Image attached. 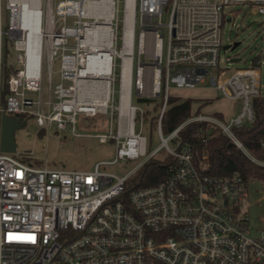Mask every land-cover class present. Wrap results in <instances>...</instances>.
I'll return each mask as SVG.
<instances>
[{"label":"built area","instance_id":"built-area-1","mask_svg":"<svg viewBox=\"0 0 264 264\" xmlns=\"http://www.w3.org/2000/svg\"><path fill=\"white\" fill-rule=\"evenodd\" d=\"M80 1L39 0L38 63L31 70L29 31L17 27L20 13L10 0H5L8 24L3 28L0 0V124L2 114L19 121L30 115L41 128L55 125L62 131L70 125L75 132L77 115H106L108 104L113 105L112 85L118 60L115 125L111 123L108 133L96 138L102 144L114 141L116 158L111 163L144 160L120 178L99 171V165L91 171L73 172L33 167L0 151V264H264V209L259 239L248 236L245 219L238 215L241 202L248 197L249 184H264V180H245L237 173L210 176L195 164L188 149L181 148L179 138L187 123L213 124L252 164L264 169V161L251 155L233 134V129L255 120L253 101L264 97L260 71L254 63L245 69H219V55L223 51L220 28L224 21L231 20H226L229 8L245 6L264 17V0H111V20L102 25L109 27L112 35L109 99L104 112L94 115L86 111L89 107L85 104L76 108L71 91L90 58V49L81 43L86 39L85 31L95 22L74 10L72 3ZM120 2L121 25L117 19ZM165 9L168 21L162 24L160 18ZM70 19H75L72 25H68ZM5 38L20 52L17 62L23 69L10 73L6 83L9 96L2 104ZM72 39L76 41L75 48L70 45ZM56 58L60 59L61 80L70 84L67 88L62 84L55 86L52 96L56 101L48 103L45 112L43 61L50 78ZM148 62L152 64L153 79L158 82L152 96H162L156 124L161 145L149 155L147 140L136 132L137 120L142 129L144 112L132 104L133 80L135 94L150 98L144 95L143 79L144 64ZM128 73L129 104L127 112L122 113L123 84ZM171 87H209L238 102L239 112L227 123L196 115L164 137L161 118ZM29 94H36L37 101L28 98ZM33 107L36 109L32 110ZM169 143L174 145L173 149ZM161 148L175 159L169 176L155 186L132 190L124 197V186L131 175ZM260 148L264 150V140Z\"/></svg>","mask_w":264,"mask_h":264},{"label":"rangeland","instance_id":"rangeland-1","mask_svg":"<svg viewBox=\"0 0 264 264\" xmlns=\"http://www.w3.org/2000/svg\"><path fill=\"white\" fill-rule=\"evenodd\" d=\"M5 0H3L2 23L6 29L8 24V12L4 9ZM54 4V2H53ZM230 13L227 14L226 20L231 18L229 22L224 21L220 28L221 45H231L235 42L239 45L231 52H220L219 69H228L229 71L237 69H245L251 67L254 63L260 71L261 88L264 90V17L258 14L255 10L245 6H232L229 8ZM231 16V17H230ZM117 19L121 25L122 19V3L117 7ZM162 24L168 21V9H165L160 18ZM75 19L68 20V25H72ZM77 21V20H76ZM138 27L136 26L135 37H137ZM119 37V36H118ZM6 39V38H5ZM3 42L4 51V70L3 84L4 95L2 104L6 102L9 96L7 92V80L12 71L17 69L22 70L23 66L17 62V55L20 53L15 50L12 41L5 40ZM72 48H75L76 41H70ZM116 48H120V40L116 42ZM163 62L166 59V33L164 32L162 43ZM238 58L239 62H230V59ZM118 59V58H117ZM136 55L134 54V64H136ZM115 67V82L112 85V102L108 105V113L97 114L93 117H85L83 115L76 116L75 132L71 131L70 125H67L65 130L59 131L55 125L51 127H39L33 116H26L24 119L25 125L22 129L15 132L16 152L11 154L15 159L29 164L33 167H43L53 171L73 172V171H91L96 165H99V171L108 174L124 177L141 165L144 158L137 160H119L116 163H111L116 158V145L114 141L108 140L106 143H100L96 136L98 134L108 133L110 124L115 125V109L118 105L119 97V61L116 60ZM144 95L152 96L153 68L151 63L144 64ZM212 73H216L214 69ZM43 95L42 103L44 111L48 110V103L54 104L55 99L52 96L56 85L62 84L64 88L69 86L68 81H62L60 77V59L53 60L51 65L50 78L46 61H43ZM196 90H182L178 92L172 87L169 90V95L181 97L184 99L194 100L193 111L198 108L197 100L203 99L202 96L206 91L198 93ZM181 93V94H180ZM218 95L213 98L209 104H203L200 113L216 118L222 123H227L230 117H235L239 112L240 104L233 102L223 97L218 91ZM28 98L37 101L36 94H29ZM162 98L157 96L154 103L138 104L135 101V89L133 80L132 104L145 113L142 129L140 131L139 120L136 121V132H140L147 140L146 152L151 154L156 151L161 141L158 136L157 127L151 125V118L158 114L161 106ZM206 103V102H205ZM112 105V108H111ZM33 107L32 110H35ZM221 112L222 117L218 115ZM8 116V115H7ZM167 137L166 134H163ZM169 148L173 149L174 145L169 143ZM167 152L164 148L158 150L157 158H166ZM134 177V175H131ZM130 177V178H131ZM264 209V184L254 183L249 184L248 197L241 202L239 207V216L245 219L248 236L252 239L260 238V221L263 216Z\"/></svg>","mask_w":264,"mask_h":264},{"label":"trees","instance_id":"trees-1","mask_svg":"<svg viewBox=\"0 0 264 264\" xmlns=\"http://www.w3.org/2000/svg\"><path fill=\"white\" fill-rule=\"evenodd\" d=\"M162 98V96H161ZM162 106V101H161ZM150 120L156 126L160 109ZM255 120L250 125L233 129V134L242 146L255 158L264 161V150L260 142L264 140V97L254 99ZM199 112L192 109V100L168 96L165 110L161 118L162 135H169ZM145 113H143V118ZM181 148L188 149L195 164L203 167L205 173L214 177L239 174L245 180L251 178L264 180V169L252 164L232 141L213 124L207 122H191L185 124L179 132ZM152 157L147 160L129 178L124 186V197L132 190L155 186L164 181L170 174V167L175 163L174 157ZM205 157V158H204Z\"/></svg>","mask_w":264,"mask_h":264},{"label":"bare ground","instance_id":"bare-ground-1","mask_svg":"<svg viewBox=\"0 0 264 264\" xmlns=\"http://www.w3.org/2000/svg\"><path fill=\"white\" fill-rule=\"evenodd\" d=\"M16 6L20 13L18 28L29 31L30 38V67L31 70L38 63L39 47V0H10ZM74 10H78L82 16L92 17L95 22L91 23L85 31L86 39L81 44L90 49V58L86 66L81 70V75L76 77V87L72 93L75 96L74 104L76 108L85 104L86 110L90 115L96 112L103 113L107 107L109 99V59L112 54V35L109 27L102 25L109 24L112 14L111 0H81L78 3H72ZM100 20H103L100 22ZM130 62V59L128 60ZM129 73L125 78L123 89V99L121 112L126 113L129 104ZM157 80L153 79L152 90L155 92L158 88ZM70 91V92H71Z\"/></svg>","mask_w":264,"mask_h":264},{"label":"water","instance_id":"water-1","mask_svg":"<svg viewBox=\"0 0 264 264\" xmlns=\"http://www.w3.org/2000/svg\"><path fill=\"white\" fill-rule=\"evenodd\" d=\"M239 43L235 42L231 45H226L222 47L224 52L233 51ZM240 59L232 58L230 62H239ZM156 98H146L140 97L135 94V101L138 104H149L154 103ZM25 125L24 121H19V119L12 116H7L2 114L1 124H0V151L4 153H15L16 152V141H15V132L19 129H22Z\"/></svg>","mask_w":264,"mask_h":264},{"label":"crops","instance_id":"crops-1","mask_svg":"<svg viewBox=\"0 0 264 264\" xmlns=\"http://www.w3.org/2000/svg\"><path fill=\"white\" fill-rule=\"evenodd\" d=\"M194 90L198 91L197 94H198V93H199V94L202 93V91H206V93L202 96L203 99H200V100L198 99V100H197V102H198V104H197L198 108L196 109V111H197V110H200V108L203 106V104H209V103L213 100V98H215V97L218 95V93H217L216 90L211 89V88H209V87L198 88V89H194ZM176 91H178V92H182V90H176ZM180 94H181V93H180ZM191 100H192V99H191ZM230 101H231V100H230ZM194 102H195V101L192 100V109H193ZM205 102H206V103H205ZM233 102H236V101H233ZM237 103H238V102H237ZM201 105H202V106H201ZM200 106H201V107H200ZM197 115H203V116H206V115L200 113V111H199V113H198ZM218 115H220V116L222 117L221 112H219ZM232 117H233V116H232ZM232 117H230V119H231Z\"/></svg>","mask_w":264,"mask_h":264}]
</instances>
